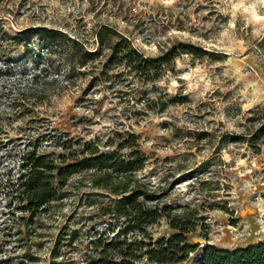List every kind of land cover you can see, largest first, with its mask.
I'll list each match as a JSON object with an SVG mask.
<instances>
[{
    "label": "rangeland",
    "instance_id": "rangeland-1",
    "mask_svg": "<svg viewBox=\"0 0 264 264\" xmlns=\"http://www.w3.org/2000/svg\"><path fill=\"white\" fill-rule=\"evenodd\" d=\"M15 2L17 13L0 23L12 35L0 46L3 264H83L94 254L92 240L122 227L110 199L89 197L97 191L77 174L34 226L20 219L7 178L16 177L32 135L59 154L56 141L65 135L107 150L134 133L148 159L138 177L160 188L161 202L195 208L202 218L187 235L196 251L178 264H201L206 247L264 241V133L249 134L264 126V0ZM31 27L61 35L19 32ZM99 31L112 41L122 35L145 60L180 44L194 53L177 48L171 61L139 71L125 63L104 68L105 50L68 78L73 40L94 51ZM28 87L46 96L13 105L10 97ZM148 232L156 241L174 231L161 219Z\"/></svg>",
    "mask_w": 264,
    "mask_h": 264
},
{
    "label": "trees",
    "instance_id": "trees-1",
    "mask_svg": "<svg viewBox=\"0 0 264 264\" xmlns=\"http://www.w3.org/2000/svg\"><path fill=\"white\" fill-rule=\"evenodd\" d=\"M16 6L15 0H0V23L10 20L17 13ZM39 31L61 35L57 33L58 30L44 27L24 28L19 32L35 34ZM117 36L112 41L110 36L105 38L99 31V48L94 51L84 48L82 42L73 40V47L67 54L68 78L77 67L87 65L86 58H93L105 50L108 54L105 55L104 68L125 63L139 71H145L148 64L155 61H171L177 55V48L184 53H194L193 48L180 44L157 60H145L126 38L119 34ZM11 37L1 28L0 46ZM135 58L140 62L139 68H134ZM41 96H46L44 89L37 91L28 87L10 97V100L13 105H19ZM262 131L264 126L249 134L253 133L252 138H256L260 132L264 133ZM37 140L33 135L30 136L20 155V169L16 177L7 178L21 220H25L27 215L26 221L34 226L48 213L50 204L60 199V191L74 174L88 184L90 191H97L89 192V197H108L115 207L114 215L122 218V227L116 233L112 236L102 233L90 242L94 254H90L83 264H137L142 260L152 264H178L196 251L198 245L190 243L187 235L196 230L202 218H198L195 208H173L161 202V195L158 194L160 188H152L138 177V172L148 159L134 133L119 137L117 145L107 150L101 149L97 142L73 143L65 135L56 141L62 149L59 154L41 149ZM161 219H165L174 232L167 238L153 241L148 228L158 224ZM0 264H3L1 259ZM201 264H264V241L232 250L206 247Z\"/></svg>",
    "mask_w": 264,
    "mask_h": 264
},
{
    "label": "clouds",
    "instance_id": "clouds-1",
    "mask_svg": "<svg viewBox=\"0 0 264 264\" xmlns=\"http://www.w3.org/2000/svg\"><path fill=\"white\" fill-rule=\"evenodd\" d=\"M162 2L165 4H170V3H172V0H162Z\"/></svg>",
    "mask_w": 264,
    "mask_h": 264
}]
</instances>
